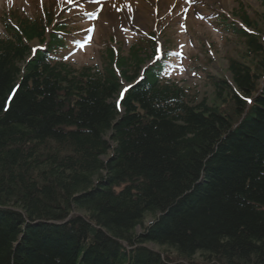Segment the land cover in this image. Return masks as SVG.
Segmentation results:
<instances>
[{"label": "trees", "instance_id": "obj_1", "mask_svg": "<svg viewBox=\"0 0 264 264\" xmlns=\"http://www.w3.org/2000/svg\"><path fill=\"white\" fill-rule=\"evenodd\" d=\"M11 18L0 34V264H264L258 25L245 17L258 35L237 31L254 64L231 59L230 80L208 76L215 105L150 70L118 110L112 54L105 74L51 63L56 38L32 56L43 27Z\"/></svg>", "mask_w": 264, "mask_h": 264}, {"label": "rangeland", "instance_id": "obj_2", "mask_svg": "<svg viewBox=\"0 0 264 264\" xmlns=\"http://www.w3.org/2000/svg\"><path fill=\"white\" fill-rule=\"evenodd\" d=\"M40 1L45 2L46 6L56 13V24L71 26L80 24L77 28L86 29V32L83 33H78V30L74 31V35H81L79 38L81 41L72 38L73 35L66 36L78 46L67 55L69 63L76 65L77 68L85 65L104 67L105 62H107L105 58L108 48L116 51L118 56L128 57L131 52V44H136L142 39L150 40L152 35L156 37L158 46L164 52V41L159 36L162 30L167 28L166 39L180 43L176 55L177 61L171 66L169 75H175L177 81L192 83L195 87L194 90L200 92L199 100L207 98L211 105H215L214 89L209 82L205 81L207 80L205 79L206 74H203L201 78H193L191 75H187L182 59L193 58L197 61L196 66L201 69L206 68L209 75L225 78H229L228 62L231 59L248 65L254 64V56L248 53L244 40L233 37L231 33L226 31L225 26L209 19L204 22H196L193 19L192 10L190 11L192 15L187 21V13L183 11L187 8L184 0H126L121 9H116L118 8L116 1L107 0L101 4L105 6L104 9L99 10L97 9L98 5H93L91 8L83 9L82 14L80 13L81 6L78 3L74 6L63 5L58 7L59 0ZM55 1L58 2L57 5ZM32 2L34 1L0 0V21L1 15L9 13L12 8L25 11L29 16L35 18L38 14L37 6ZM243 2L244 11L247 12L251 20L260 22L259 29L264 32V5L262 2L259 3L258 0H243ZM192 5L195 13H197V6L200 8L202 5L218 16L219 14L225 15L229 19L227 24L234 22L235 26L242 27L239 18L236 15L232 16L235 10L242 9L238 0H192ZM175 11H180V13L175 15L173 14ZM202 14L206 15L205 13ZM93 16L97 17L93 18ZM178 21L185 22V25H181ZM94 30L97 31L94 32ZM0 33H2L1 23ZM39 45L41 44L36 40L30 43L33 50H36ZM83 45L85 47H82ZM210 47L213 54L208 53ZM145 56L142 52V57ZM122 83L126 84L124 81ZM218 104L220 107L223 106L222 110L229 112L230 106H225L221 102ZM150 221L152 218L145 221L146 225ZM137 232H141V229L138 228Z\"/></svg>", "mask_w": 264, "mask_h": 264}, {"label": "bare ground", "instance_id": "obj_3", "mask_svg": "<svg viewBox=\"0 0 264 264\" xmlns=\"http://www.w3.org/2000/svg\"><path fill=\"white\" fill-rule=\"evenodd\" d=\"M125 2H126V0H117L116 5L122 6V4H124Z\"/></svg>", "mask_w": 264, "mask_h": 264}]
</instances>
